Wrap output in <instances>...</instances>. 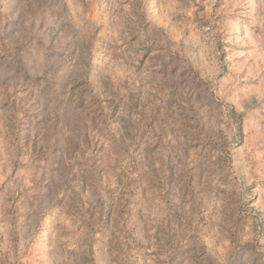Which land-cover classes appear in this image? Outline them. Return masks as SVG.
<instances>
[{"label": "rangeland", "instance_id": "rangeland-1", "mask_svg": "<svg viewBox=\"0 0 264 264\" xmlns=\"http://www.w3.org/2000/svg\"><path fill=\"white\" fill-rule=\"evenodd\" d=\"M0 264H264V0H0Z\"/></svg>", "mask_w": 264, "mask_h": 264}]
</instances>
